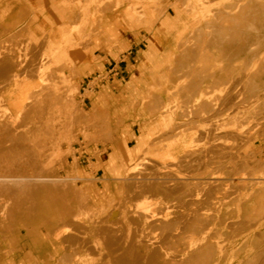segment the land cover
I'll list each match as a JSON object with an SVG mask.
<instances>
[{
  "label": "rangeland",
  "instance_id": "374dc122",
  "mask_svg": "<svg viewBox=\"0 0 264 264\" xmlns=\"http://www.w3.org/2000/svg\"><path fill=\"white\" fill-rule=\"evenodd\" d=\"M214 1L201 17L194 8L196 0L188 1L192 7L182 8L179 0H0V105L8 107L10 115L0 127L10 123L20 133L24 113L27 129L43 125L40 120L51 104L46 94L50 90H45L52 86H48L51 74L56 93L69 105L64 114L70 115L64 121L61 116L62 125L55 121L50 140L57 141L47 135L49 145L42 136L45 127H41L45 141L41 143L32 139L34 127L24 128L23 133L33 136L29 134V142L50 148L40 149L41 157L34 163L29 156L36 153L33 145L23 142L25 148L20 140L17 144L25 151L20 155L23 148L12 147L17 138H11V146L6 141L17 153L0 154V176L4 180L9 176L5 182L0 177V199L8 205L0 214V264H264V0ZM244 2L246 15L252 14L256 3V19L243 15L239 27L234 21L217 19L237 5L241 9ZM215 22L227 27V34H220L223 42L215 39ZM71 23L76 24L71 33L74 51L62 60L45 57L43 65L39 59L47 41L65 44L64 33ZM207 30L213 33L207 35ZM241 45L248 47L240 53ZM20 63L23 67L16 66ZM114 64L118 75L89 90L87 83ZM24 82L29 84L23 92L33 85L32 92L44 93H32L34 99L42 97L32 102L42 108L30 105L39 112L33 113L31 103H26L16 119L19 109L12 107V101ZM2 112L0 119L8 114ZM35 113L43 116L38 119ZM29 115L37 118L36 123ZM10 117L15 118L13 124ZM8 128L0 130L4 133ZM28 133H20V138ZM140 139L142 147L137 150ZM219 141L222 150L213 148ZM168 143L171 149L166 151ZM53 147L56 155L51 154ZM11 156L15 157L10 160ZM135 163L141 165L132 174L129 167ZM17 184L24 186L23 192ZM140 199L148 200L147 209L134 206ZM72 217L75 223L69 222ZM128 241H133L131 247Z\"/></svg>",
  "mask_w": 264,
  "mask_h": 264
},
{
  "label": "bare ground",
  "instance_id": "6f19581e",
  "mask_svg": "<svg viewBox=\"0 0 264 264\" xmlns=\"http://www.w3.org/2000/svg\"><path fill=\"white\" fill-rule=\"evenodd\" d=\"M22 1H23V0H22ZM85 1H86V0H85ZM87 1H88L89 3L92 2V0H87ZM123 1H125V0H123ZM149 1L154 2V0H149ZM188 1H189V0H188ZM188 1H186V0H179V2H178L179 7H178V8H182L184 5H190V4L188 3ZM196 1H197V2H196L197 4H196V3H194V4L198 5V7L196 6V7H194V8H197V9L199 10V13H200V16H201V17H204L205 14H206V12H209V11H210V6L215 2L214 0H196ZM217 1H219V0H217ZM231 1H232V0H231ZM231 1H230V4H231ZM240 1H244V0H238L239 3H240ZM88 2H87V3H88ZM95 2H96V1H95ZM102 2H103V1H102ZM116 2H117V1H116ZM121 2H122V1H121ZM257 2H258V1H257ZM92 3H94V2H92ZM96 3L98 4L99 2H96ZM96 3H95V4H96ZM117 3H118V2H117ZM117 3H116V4H117ZM228 3H229V2H228ZM239 3H238V4H239ZM245 3H246V2L242 3L241 5H239V6L242 7L241 9H240V7H239L240 10L238 9V5H237V4H236L237 7H236V5H234L233 9L236 7V8L238 9V11H237L238 14H236L237 12L235 11V10H236V8H235V10H234L233 12H230V13H229V11H228V12H224V13H228L227 16H226V14H225V15L223 14V16H222L221 11H220V10H216V11H217L222 17H217V15L220 16L217 12H216L217 14H216L215 16L217 17V19L220 18V21H221V19H223V21H224V20H225V21L227 20L228 22H229V21H234V22H236L237 27H239L240 24H241V19L243 20V18H242L243 15H246V14H247V13L245 14V10H244V8L247 7V6L245 5ZM261 3H262V2H261ZM97 4H96V5H97ZM118 4L122 5L121 3H118ZM215 4H217V3H215ZM255 4H256V3H255ZM255 4L253 5V7H251L252 14H250L251 12L249 13L251 16H253V19H256V18L258 17V16L256 15V14L258 13V11L256 10V9H257V8H256L257 6H255ZM263 4H264V3H263ZM263 4H262V5H263ZM120 5H119V6H120ZM227 5H228V4H226V6H227ZM247 5H248V4H247ZM249 5H251V4H249ZM88 6H89V5H88ZM219 6H222V5H219ZM230 6H231V7H230ZM230 6H228V7L230 8V11H231L233 5H230ZM254 6H255V7H254ZM259 6H260V5H259ZM7 7H8V6H7ZM93 7H94V9H95L96 6L93 5ZM184 7H186V6H184ZM190 7H192V4L190 5ZM190 7H188V8H190ZM228 7H227V8H228ZM84 8H86V7H84ZM105 8H106V7H105ZM129 8H131V6H129ZM215 8H216V7H215ZM249 8H250V7H249ZM255 8H256V9H255ZM6 9H7V8H6ZM107 9H109V8L107 7ZM107 9H106V10H107ZM113 9H114V8H113ZM185 9H186V8H184V11H185ZM190 9H192V8H190ZM211 9H212V7H211ZM224 9H225V8H224ZM259 9H260V8H259ZM86 10H87V8L85 9V11H86ZM97 10H99V9H98V6H97ZM103 10L105 11V9H103ZM134 10H135V8H134ZM227 10H228V9H227ZM227 10H223V11H227ZM261 10H263V9H261ZM104 11H103V12H104ZM188 11H189V9H188ZM194 11H195V10H194ZM196 11H197V10H196ZM212 11H213V10H212ZM219 11H220V12H219ZM223 11H222V12H223ZM256 11H257V13H256ZM32 12H33V11H32ZM86 12H87V11H86ZM133 12H134V11H133ZM186 12H187V11H186ZM248 12H249V11H248ZM255 13H256V14H255ZM32 14H33V13H32ZM213 14H214V12H213ZM249 14H248V15H249ZM209 15H210V14H209ZM248 15H246V16L248 17ZM250 15H249V17L251 18ZM211 16H212V19H214V18H213L214 15H211ZM246 16H245L244 18L247 19ZM207 17H208V16H207ZM210 18H211V17H210ZM212 19H211V20H212ZM202 20H203V19H202ZM213 21H214V20H213ZM216 21H217V20H216ZM218 21H219V20H218ZM220 21H219V22H220ZM243 21H244V20H243ZM246 21H247V20H246ZM82 22H83V21H82ZM197 22H198V21H197ZM204 22H205V21H204ZM221 22H222V21H221ZM221 22L219 23V25L221 24ZM123 23H124V22H123ZM198 23H199V22H198ZM206 23H208V22L206 21ZM215 23H216V22H215ZM242 23H245V22H242ZM213 24H214V23H213ZM217 24H218V22H217L216 24H214V25H216V26H214L215 29L212 27L211 24H210V25H211V27L213 28V31L215 32V36L217 37V38H215V39L218 40V39H220V36H221L220 34H221V32L224 31V29H225V31H226V30H227V27H225V26H223V27H225V28H222V27H220V26L217 27ZM205 25H206V24H205ZM83 26H84V25H83ZM227 26H228V25H227ZM245 26H246V25H245ZM199 27H200V26H199ZM205 27H206V26H205ZM211 27H210V28H211ZM242 27H244V26H242ZM246 27H247V26H246ZM69 28H70L69 31L64 33V38H65V39H64V43H65V44H61V46H60V44H58V43H56V42H53V41H47V45H46V47L44 48V51L41 52V54H43V57H41V59H39V60H41V61L43 62V60L45 59V57H46V60H47V61H49V59H50V58H48V57H52L53 60H54V59H55V60H56V59L58 60V59H60V58L69 57V51L74 49V43H71V40H73V37L71 36V33L74 32V29H76V24H74V23L72 24V23H71L70 26H69ZM200 28H201V27H200ZM206 28H207V27H206ZM218 28H220V29H218ZM221 28H222V29H221ZM198 29H199V28H198ZM208 29H209V27H208ZM216 29H218V32H220V33L216 32V31H217ZM244 29H245V28H244ZM248 29H249V28H248ZM200 30H201V29H200ZM209 30H210V29H209ZM220 30H221V31H220ZM242 30H243V29H242ZM75 31H76V30H75ZM197 31H199V30H197ZM207 31H208V30H207ZM225 31L222 32V33L225 34V33H226ZM210 32H211V31H210ZM210 32L208 31L206 34H207V35H210L211 33H213V32H211V33H210ZM231 32H232V31H231ZM235 32H236V31H235ZM235 32H234V33H235ZM237 32H238V33H235V36L239 38V36H240L239 30H238ZM199 33H201V32H199ZM208 33H210V34H208ZM245 33H246V32H245ZM226 34H227V33H226ZM242 34H243V33H242ZM67 35H68V36H67ZM196 35H197V34H196ZM201 35H202V34H201ZM229 35H231V34H229ZM229 35H228V36H229ZM203 36H204V35H203ZM198 37H200V36H198ZM247 37H248V36H247ZM203 38H204V37H203ZM223 38H224V37H223ZM252 38H253V37H252ZM255 38H256V37H255ZM229 39H230V37H229ZM231 39H233V38L231 37ZM245 39H246V38H245ZM250 39H251V38H250ZM260 39H262V38L260 37ZM74 40H75V39H74ZM207 40H208V39H207ZM217 40H216V42H218ZM225 40H226V38H225ZM234 40L237 42V43H235V44L240 45V44H238V43L240 42L238 39L236 40V39L234 38ZM243 40H244V35H243ZM247 40H248V39H247ZM258 40H259V39H258ZM262 40H263V39H262ZM262 40H261V41H262ZM220 41H222V39H220ZM220 41H219V45H221V44H220ZM226 41H227V40H226ZM230 41H231V40H230ZM235 41H234V42H235ZM222 42H223V41H222ZM228 42H229V41H227V43H228ZM246 42H247V41H246ZM242 43H244V42H241V44H242ZM72 44H73V45H72ZM248 44H249V43H248ZM70 45H71V47H70ZM250 45H251V44H250ZM230 46H231V45H230ZM246 46H247V45H245V46H243V45L238 46V51H237V52H240V53H241L242 50L247 49L248 46H247V47H246ZM252 47H253V46H252ZM230 49H231V48H230ZM248 49H249V48H248ZM73 51H74V50H73ZM248 51H249V50H248ZM256 51H257V50H256ZM257 52H258V51H257ZM41 54H40V55H41ZM245 56H246V55H245ZM251 56L253 57V53H252ZM25 57H26V59H27V56H26V55H25ZM258 57H259V56H258ZM23 58H24V57H23ZM233 58H234V57H233ZM254 58H255V57H254ZM228 59H229V58H228ZM19 60H20V61L22 60V63H23V62L25 63V61H26V60L23 61V59H19ZM60 60H62V59H60ZM66 60H67V59H66ZM249 60H250V59H249ZM258 60H259V59H258ZM20 61H18V64H19ZM47 61H46V62H47ZM239 61H240V60H239ZM252 61H254V60H252ZM46 62H43V65H44V63H46ZM262 62H263V61H262ZM262 62H261V63H262ZM11 63H12V62H11ZM13 63H14V62H13ZM13 63H12V64H13ZM16 63H17V62H16ZM22 63H20L21 65H16V66H18V67H19V66L23 67V66H22ZM39 63H40V62H39ZM235 63H236V62H235ZM4 64H5V63H4ZM41 64H42V63H41ZM41 64H40V65H41ZM240 64H241V63H240ZM254 64H255V63H254ZM258 64H259V63H258ZM13 65L15 66V64H13ZM13 65H12V66H13ZM23 65H25V64H23ZM242 65H243V64H242ZM5 66H6V65H5ZM5 66H4V68H5ZM9 66H10V65H9ZM10 67H11V66H10ZM21 67H20V68H21ZM33 67H34V65H33ZM37 67H38V66L36 65L35 68H37ZM39 67H41V66H39ZM240 67H241V66H240ZM246 67H248V66H246ZM254 67H255V66H254ZM35 68H34V70H35ZM10 69H11V68H10ZM233 69H234V67H233ZM247 69H248V68H247ZM256 69H257V68H256ZM256 69H255V70H256ZM237 70H238V69H237ZM244 70H245V68H244ZM250 70H251V69H250ZM259 70L261 71L260 68H259ZM31 71H33V70H31ZM31 71H30V72H31ZM233 71H234V70H233ZM263 71H264V70H263ZM39 72H40V71H39ZM227 72H228V71H227ZM244 72L246 73V70H245ZM257 72H258V71H257ZM43 73H44V72H43ZM240 73H242V72H240ZM251 73H253V72H251ZM255 73H256V72H255ZM260 73H261V72H260ZM261 74H262V73H261ZM49 75H50V74H49ZM49 75H48V78L51 76V77H50L51 79H49V80H50V82H49L50 84H49V85L46 84V80H44V82H45V84L48 85V86H51V83H52V86H51L52 89H51V87H50V88H45V90H46V89H47V90H48V89L50 90V91L46 92V94H48V99H49V101H50L51 104L47 107V108H48V111L45 110L46 114L44 113V110H43V113L41 112V114H45L43 118H46V119H44V121H42L43 118H41V116H43V115L36 114V113L38 112V110H37L36 107H38V108H42V107H41L40 105H37V106L34 105L35 103H37V102H39L40 100H42V99H41L42 97L40 98V96L43 95L44 93H43V94H42V93L40 94V92H39V93H38V92H37V93H34L35 91L32 92L31 90H32V88H33V85H32V88H30V90L23 92L24 87H26L27 84H29L28 82H24V83L22 84V86H20V87L18 88L17 95H16V97L14 98V100L12 101V107H15V108H18V109H19V110L15 113L14 117H15V118L18 117V116L20 117V115L22 114V113H21V112H22V109H23L22 107H23V106H26L28 103H31V104H29V109H30V107H31L30 105L36 106V107H35V108H36L35 110L33 109V108H34L33 106H32L33 108L31 107V109L34 110V111L32 110L33 113L37 111V112H36L35 114H33V115H34V116L37 115L36 117H37L38 119L41 118V120H40V121H41V125H42V124H43V125H42V126H39L40 124H39V122H37V123H38V126H39V127H37L38 129L35 128L37 125H36L35 127L33 126L34 129L36 130V131H35V130H31L32 132H30V133L32 134L33 131H34V133L32 134V135L34 136V137H33L30 133H28V131H30L29 127H31V126L33 125L32 123H36V121H35V118H36V117H35V118L33 117L34 119H32V116H30L32 113H30L29 118H30V117H31V118H30L29 120H30V122H31V119H32V123H31L32 125L28 127V129H29V130H28V129L26 128V126H28V124H27L28 121H27V123H26V120H25V119H28V117H26V114L24 113V114H23L24 117H21V119L24 118V120L22 119V120H21V123H20V125H21V124L23 123V121H24L25 124H22V125H24L22 128H23V130H25V129L28 130V131H27L28 136L26 135V137H28V138H26V137L24 136V137L26 138V140H24V139H23L24 137L20 138V133H22V134H27V133H23V132H26V131H23V130H22V131H23V132H22L21 130H19V131H21V132L19 133L18 130H16V129H11V128H10L11 125H9L10 123H8L9 120H8V122L6 121V123H8V124L4 123V125L6 124V125H5L6 128L9 127L10 130L5 131V132H8V133H9V131L12 130L9 134H7V137L10 136V134H12V135L10 136V138H9V137L7 138V137H5V135H6L5 132H4V133L2 132L4 129H1L2 131L0 130L1 133H3V134H4V137H5L4 140H2V139L0 138V139H1L0 141H1V142H2V141H5V142H4V143H5L4 145H2V144L0 143V145H2V146L0 147V154H1V152H2V154H1L2 157H3V154H4V156H5V155L7 156V153H8V156H9V154H11L10 151H12V153L15 152L14 154H16L17 152H16L15 150L17 149V147H16V149H15V146H16V145L19 146V145L21 144V141H22V140H23V141H22V144H23L22 146H25V148H27L28 145H27V146L24 145L23 142H25L26 144L29 143V145L31 144L30 146H28V147H31V146L33 145L31 142H34V141H32V139L36 140L35 142H40V143L43 142L44 139H45V141H46V139H47L46 142L48 143V137H49V140H50V135L53 134L54 126L56 125V124H55V121L58 120V123H59L61 116H62V118L65 116V118H63V121H64V119L70 117L69 114H64V113H67V111L69 110V108H68L69 105L65 103V100H66V99H64L62 96H60L59 94L56 93V92H57V87H54V86H56V85H54L56 80H54L55 78H53L54 81L51 82V81H52V77H53V75H52V74H51L50 76H49ZM257 75H258V74H257ZM33 76H34V75H33ZM33 76H32V77H33ZM253 76H254V75H253ZM28 77H29V76H28ZM28 77H27V78H28ZM34 77H36V73H35V76H34ZM243 77H244V76H243ZM249 77H250V76H249ZM251 77H252V76H251ZM27 78H26V79H27ZM244 78H246V77H244ZM242 79H243V78H242ZM61 82H64V81L61 80ZM53 83H54V84H53ZM45 84H44V85H45ZM53 85H54V86H53ZM226 85H227V84H226ZM40 86H43V85H40ZM44 87H45V86H44ZM44 87H42L43 90H44ZM253 87H254V86H253ZM224 89H225V88H224ZM41 90H42V89H41ZM43 90H42V91H43ZM45 90H44V92H45ZM47 90H46V91H47ZM252 90H253V89H252ZM37 91H38V90H37ZM229 91H230V90H229ZM32 93H33V95H35V96H36V94H37V96H38V94H39V95H40L39 98H36V97L34 96V97H35V99H34ZM227 93H228V92H226V94H227ZM258 96H259V95H258ZM199 98H200V97H199ZM256 98H257V97H256ZM0 99H1V97H0ZM257 99H258V98H257ZM233 100H234V99H233ZM0 101H1V100H0ZM33 101H34L35 103H32ZM26 103H27V104H26ZM52 103H53V104H52ZM54 103H55V104H54ZM24 104H25V105H24ZM0 107H2V108H0V111H1V112L3 111L2 113H4V112H5V113H8L7 116H2V115H1V116H2V119H0V120H2V121L0 122V125H1V123L5 122V121H3V119H4V120L7 119L8 116H10V115H9V108H8V107H6L5 105H4V106L0 105ZM67 108H68V109H67ZM27 109H28V107H27ZM44 109H45V108H44ZM66 109H67V111H66ZM40 111H42V110H40ZM65 111H66V112H65ZM1 112H0V113H1ZM27 113H28V112H27ZM38 113H39V112H38ZM69 113H70V112H69ZM10 114H11V113H10ZM5 115H6V114H5ZM23 115H22V116H23ZM38 115H40V117H38ZM45 116H46V117H45ZM66 116H69V117H66ZM6 117H7V118H6ZM10 118H11V117H10ZM10 118H9V119H10ZM15 118H11V120H10V121H12L11 124H13V123L15 122V121H13ZM37 118H36V119H37ZM16 119H17V118H16ZM19 120H20V118H19ZM19 120H18V121H19ZM61 120H62V119H61ZM18 121H17V122H18ZM33 121H35V122H33ZM17 122H16V123H17ZM30 122H29V123H30ZM42 122H43V123H42ZM60 122H61L60 125H62V121H60ZM163 122H164V120H163ZM165 122H166V123H165ZM165 122H164V124H165V126L167 127V126H168L167 121H165ZM235 122H236V121H235ZM238 122H239V121H238ZM240 122H241V121H240ZM56 123H57V121H56ZM18 124H19V123H17V125H18ZM26 124H27V125H26ZM235 124H236V123H235ZM20 125H18V128H20V127H19ZM29 125H30V124H29ZM242 125H243V124H242ZM5 126L2 125L0 128H2V127L4 128ZM231 126L234 127V126H236V125H234V126L231 125ZM33 127H31V129H33ZM41 127H45V130L43 131V130H42L43 128L41 129ZM237 127H238V126H237ZM239 127H240V126H239ZM239 127H238V128H239ZM9 128H8V129H9ZM12 128H13V127H12ZM16 128H17V127H16ZM22 128H21V129H22ZM24 128H25V129H24ZM226 128H227V127H226ZM235 128H236V127H235ZM40 129H41V130H40ZM13 130H14L15 133L13 132ZM15 130H16L18 133H16ZM237 130H238V129H237ZM42 131H43V132H42ZM235 131H236V130H235ZM41 132H42V134H44V133L46 134V135H45V134L42 135V136L44 137V139L40 136ZM13 133H14L15 135H14ZM226 133H227V132H226ZM229 133H230V132H229ZM229 133H227V134H229ZM3 134H1L0 136L2 137ZM16 134H17V136H16ZM29 134H30V136L33 137L32 139H30L31 142L28 141V140H29ZM233 134H234V133H233ZM233 134H232V135H233ZM47 135H48V137H47ZM38 136H40L41 138L38 137ZM52 136H53V135H52ZM234 136H238V135L235 134ZM4 137H2V138H4ZM14 137L17 138L16 140H17L18 142H16V141H12V139L15 140ZM18 137L20 138L19 140H18ZM46 137H47V138H46ZM62 137H64V134L62 135ZM11 138H12V139H11ZM37 138H40V139H39L40 141H37ZM53 138H54V137H53ZM53 138H52V139H53ZM6 139H7V140H6ZM52 139H51V140H52ZM54 139H55V138H54ZM54 139H53L52 142L55 143L57 140L55 141ZM8 140H9V141H8ZM20 140H21V141H20ZM41 140H43V141H41ZM51 140H50V141H51ZM6 141H8V142H7L8 144H10L11 141H12V142H15L16 144H15V143H12V145H14V146H12V147H13L15 150H12V147H9V146H11V144L8 146V144L6 143ZM45 141H44V142H45ZM217 141H218V140H217ZM221 141H222V140H221ZM19 142H20V144H17V143H19ZM142 142H143L142 139L137 140V145H136V149H137V150H140V149H141V147H142ZM214 142H215V141H214ZM47 143H46V145H47ZM50 143H51V142H50ZM50 143H48V145H49ZM35 144H36V143H35ZM37 144H38V143H37ZM44 144H45V143H44ZM51 144H52V143H51ZM221 144H222V143H221ZM6 145H7V146H6ZM212 145H213V144H212ZM222 145L225 146L224 142H223ZM226 145H227V144H226ZM3 146H4V147H3ZM22 146L20 145L19 148L21 149ZM44 146H45V145H41V144L39 145V144H38V145H33V146L31 147L32 150H33V152H34V151L36 152L35 154H32V155H31V154H30V155L28 154L29 156H33V157L36 156L35 158L32 157V162H33V163L36 162L35 159L39 158V156H40V151H41L40 149H42V148H43V149H47V150H45V151H48V149H50V148H48V147L46 148V146H45V148H44ZM52 146H53V145H52ZM52 146H50V147H52ZM54 146H56V145H54ZM213 146H214V147H213L214 149H217V148H219V150H222V149H223V148L220 149V148H221L220 141H219L218 145H213ZM224 146H222V147H224ZM164 147L166 148V151H167V150H170V149H171V144L168 143V144H166V146L164 145ZM164 147H163V150H164ZM19 148H18V149H19ZM22 148H23V147H22ZM51 149H52L53 151L51 152V151L49 150V153L51 152V154L56 155V153L58 152L57 149H56L55 147H53V148H51ZM142 149H143V148H142ZM205 149H206V148H205ZM205 149H203V150H205ZM227 150H228V149H227ZM4 151H5V152H4ZM13 151H14V152H13ZM21 151H22V150H20V153L18 152L20 155H22V154L25 152V151H24V148H23V152H21ZM42 151H43V150H42ZM206 151H207V150H206ZM223 151H224V150H223ZM3 152H4V153H3ZM6 152H7V153H6ZM213 152H214V151H213ZM216 152H217V151H216ZM216 152H215V153H216ZM5 153H6V154H5ZM21 153H22V154H21ZM27 153H30V152H27ZM220 153H221V151H220ZM228 153H229V152H228ZM51 154H49V155L51 156ZM216 154H217V153H216ZM230 154H232V153H230ZM42 155H43V154H42ZM47 155H48V154H47ZM214 155H215V154H214ZM221 155H222V154H221ZM16 156H17L18 160H19V158H21V156H20V157H19L18 155H16ZM166 156L168 157L167 159H170V158H171L170 152L166 153ZM209 156H210V155H209ZM226 156H227V155H226ZM12 157H15V156H11V157H10V160L12 159ZM24 157H26V156L24 155ZM27 157H28V156H27ZM40 157H41V156H40ZM52 157H53V156H51V158H52ZM212 157H213V156H212ZM5 158L7 159L8 157H5ZM5 158H4V159H5ZM45 158H46V157H45ZM208 158H209V157H208ZM215 158H216V157H215ZM215 158H214V159H215ZM14 159H15V158H14ZM29 159H30V158H29ZM236 159H237V158H236ZM0 160H1V158H0ZM23 160H25V159H23ZM26 160H27V159H26ZM33 160H35V161H33ZM41 160H42V159H41ZM46 160H47V158H46ZM207 160H208V159H207ZM2 161H3V160H2ZM2 161H1V162H2ZM13 161H14V160H13ZM15 161H16V160H15ZM19 161H21V160H19ZM48 161H49V159H48ZM142 161H144V160H142ZM239 161H240V160H239ZM239 161H238V162H239ZM242 161H243V160H242ZM28 162H29V161H28ZM40 162L42 163V161H40V159H39V163H40ZM140 162H141V161H140ZM209 162H210V161H209ZM209 162H208V163H209ZM215 162H216V161H215ZM238 162H237V163H238ZM3 163H4V162H3ZM10 163H12V161H11ZM10 163H9V165H10ZM17 163H18V161H17ZM20 163H21V162H20ZM20 163H18V164H19V165H22V164H23V163H22V164H20ZM29 163H30V162H29ZM29 163H28V164H29ZM43 163L45 164L46 161H44ZM49 163H50V162H49ZM49 163H47V164H49ZM144 163H145V162H144ZM144 163H143V164H144ZM229 163H230V162H229ZM242 163H244V162H242ZM242 163H241V165H240L239 163H238V164H239L240 166H242ZM14 164H16V163L13 162V165H14ZM44 164H41V165H44ZM138 164H140V163H135V164H133V165H131V166L129 167V171H130V173L133 174L134 172L138 171V170H137V169L139 168V167L137 166ZM143 164H142V165H143ZM157 164H158V162H157ZM169 164H170V163H169ZM199 164H200V163H199ZM199 164H198V165H199ZM206 164H207V163H206ZM215 164H216V163H215ZM235 164H236V163H235V161H234V167H235ZM6 165H7V164H6ZM6 165H5V167H6ZM23 165H24V164H23ZM35 165H36V164H35ZM140 165H141V164H140ZM161 165H162V164H161ZM3 166H4V165H3ZM10 166L12 167V165H10ZM28 166H29V165H28ZM39 166H40V165H39ZM190 166H191V165H190ZM217 166H218V164H217ZM230 166H232V165H230ZM0 167H1V163H0ZM11 167H10V169H11ZM44 167H45V166H44ZM44 167H43V168H44ZM46 167H47V165H46ZM1 168H2V167H1ZM6 168H8V167H6ZM25 168H26V167H25ZM28 168H29V167H28ZM32 168H33V167H32ZM35 168H36V167H35ZM40 168H41V167H40ZM43 168H42V169H43ZM198 168H199V167H198ZM212 168H213V167H212ZM225 168H226V167H225ZM232 168H233V166H232ZM239 168H240V167H239ZM243 168H244V167H242V169H243ZM12 169H13V168H12ZM208 169H209V168H208ZM213 169H214V168H213ZM221 169H222V168H221ZM221 169H220V170H221ZM4 170H5V169H4ZM38 170H39V169H37V171H38ZM44 170H45V168H44ZM44 170H43V171H44ZM204 170H205V169H204ZM243 170H244V169H243ZM16 171H17V170H16ZM22 171H23V169H22ZM31 171H32V170H31ZM31 171H30V172H31ZM46 171H47V170H46ZM207 171H208V170H207ZM210 171H211V170H210ZM238 171H239V169H238ZM8 172H9V171H8ZM38 172H40V170H39ZM38 172H37V173H38ZM139 172H140V171H139ZM148 172H149V171H148ZM202 172H203V171H202ZM232 172H233V170H232ZM234 172H235V171H234ZM234 172H233V173H234ZM242 172H243V171H242ZM6 173H7V172H6ZM140 173H141V172H140ZM145 173H146V172H145ZM153 173H154V172H153ZM155 173H156V172H155ZM155 173H154V174H155ZM159 173H160V172H159ZM197 173H198V172H197ZM204 173H205V172H204ZM237 173H239V172H236V174H237ZM1 174L3 175V172H2ZM1 174H0V175H1ZM7 174H8V173H7ZM9 174H10V173H9ZM213 174H215V173H213ZM4 175H5L4 178H5V177L7 178L6 174H4ZM10 175H11V174H10ZM16 175H17V174H16ZM20 175H21V174H20ZM27 175H29V174H27ZM35 175H36V174H35ZM38 175H39V174H38ZM40 175H41V174H40ZM150 175H151V174H150ZM156 175H157V174H156ZM167 175H168V174H167ZM169 175H171V174H169ZM169 175H168V178H169ZM25 176H26V175L24 174L23 177H25ZM30 176H31V175H30ZM136 176H137V173H136L135 176H132V177H136ZM141 176H142V175H141ZM141 176H140V177H141ZM0 177H1V176H0ZM10 177H11V176H10ZM12 177H13V176H12ZM12 177H11V178H12ZM36 177H37V176H36ZM41 177H42V176H41ZM129 177H130V176H129ZM144 177H145V175H144ZM144 177H143V178H144ZM150 177H151V176H150ZM173 177H174V176H173ZM212 177H213V176H212ZM1 178L3 179V177H1ZM8 178H9V176H8ZM8 178H7V180H8ZM15 178H18V176L14 177V179H15ZM26 178H29V177H26ZM26 178H25V179H26ZM31 178H32V177H31ZM34 178H35V176H34ZM47 178H48V177H47ZM36 179H37V178H36ZM40 179H42V178H40ZM43 179H44V177H43ZM45 179H46V178H45ZM48 179H49V178H48ZM55 179H56V178H55ZM163 179H164V178H163ZM240 179H241V178H240ZM7 180H4V179H3L2 181L5 182V181H7ZM10 180H11V179H10ZM22 180H23V179H22ZM26 180H27V179H26ZM26 180H25V181H26ZM31 180H32V179H31ZM49 180H50V179H49ZM123 180H124V179H123ZM169 180H170V179H169ZM173 180H174V179H173ZM8 181H9V180H8ZM12 181H14V180H11V182H12ZM18 181H19V180H18ZM28 181H30V180H28ZM134 181H135V180H134ZM141 181H142V180H141ZM143 181H144V180H143ZM146 181H147V180H146ZM170 181H171V180H170ZM213 181H214V180H213ZM14 182H16V181H14ZM23 182H24V180H23ZM31 182H33V181H31ZM52 182H53V181H52ZM55 182H56V181H55ZM124 182H125V181H124ZM128 182H129V181H128ZM159 182H160V181H159ZM0 183H1V182H0ZM9 183H10V182H9ZM17 183L20 184V182H17ZM135 183H136V182H135ZM205 183H206V182H205ZM207 183H208V182H207ZM207 183H206V184H207ZM261 183H262V182H261ZM2 184H3V183H1V185H2ZM4 184H5V183H4ZM13 184H14V183H13ZM18 184H17V185H18ZM22 184L24 185V183H22ZM137 184H138V183H137ZM11 185H12V184H11ZM23 185H22V186H21V185H18V186H20L19 189H21V187L24 188V186H26V183H25L24 186H23ZM129 185H130V184H129ZM129 185H128V186H129ZM141 185H142V184H141ZM174 185H175V184H174ZM14 186H15V184H14ZM14 186H13V188H14ZM18 186H17V187H18ZM124 186H125V185H124ZM135 186H136V185H135ZM2 187H3V186H2ZM7 187H8V186H7ZM146 187H148V185H147ZM0 188H1V187H0ZM8 188H9V187H8ZM8 188H7V189H8ZM23 188H22V189H23ZM130 188H131V187H130ZM7 189H6V190H7ZM10 189H12V188H10ZM22 189H21V192H23ZM27 189H28V188H27ZM131 189H132V188H131ZM139 189H140V188H139ZM149 189H150V188H149ZM2 190H3V189H2ZM6 190L4 189V191H6ZM13 190H14V189H13ZM24 190H25V189H24ZM126 190H128V189H126ZM142 190H143V189H142ZM147 190H148V189H147ZM147 190H146V191H147ZM128 191H129V190H128ZM15 192H16V189H15ZM18 192L20 193V191H18ZM129 192H131V191H129ZM263 192H264V191H263ZM0 193H1V192H0ZM19 193H18V194H19ZM143 193H144V192H143ZM12 194H13V193H12ZM16 194H17V193H16ZM22 194H23V193H22ZM146 194H147V193H146ZM26 195H27V194H26ZM149 195H150V193H149ZM18 196H19V195H18ZM18 196H13V197H18ZM142 196H143V195H142ZM151 196H152V194H151ZM20 197H21V196H20ZM25 197H26V196H25ZM153 197H154V196H153ZM10 198H11V197H10ZM139 198H140V197H139ZM141 198H142V197H141ZM145 198H146V197H145ZM149 198H150V197H149ZM149 198H148V199H149ZM151 198H152V197H151ZM8 199H9V198H8ZM12 199H13V198H11L10 201H12ZM1 200H2V199H0V202H1V203H0V214L6 212V211H5V208H6V205H7V203H6L4 200H2V201H1ZM146 200H147V199H145V201L140 199V201L138 200V201H139L138 203L134 204V206L137 208V210H138V209H145V208H146V206L148 205V204L145 203ZM7 201H8V200H7ZM147 201H148V200H147ZM129 205H130V204H129ZM149 205H150V204H149ZM7 207H8V205H7ZM130 207H131V206H130ZM149 207H150V206H149ZM147 208H148V207H147ZM147 208H146V209H147ZM6 210H8V209H6ZM123 210H124V209H123ZM123 210H122V211H123ZM9 211H10V210H9ZM131 211H132V210H131ZM7 212H8V211H7ZM78 212H79V211H78ZM123 212H124V211H123ZM133 212H134V211H133ZM140 212L142 213L141 210H140ZM124 213H125V212H124ZM137 213H138V212H137ZM137 213H136V214H137ZM148 213H149V212H148ZM5 214H6V213H5ZM5 214H4V215H5ZM82 214H83V213H82ZM138 214L140 215V213H138ZM144 214H145V213H144ZM188 214H189V213H188ZM77 215H78V214H77ZM122 215H123V214H122ZM134 215H135V214H134ZM189 215H190V214H189ZM195 215H196V214H195ZM0 216H1V215H0ZM71 216H72V215H71ZM71 216H69V217H71ZM128 216H130V215H128ZM128 216H127V217H128ZM146 216H147V215H146ZM74 217H75V216H74ZM124 217H125V216H124ZM134 217H135V216H134ZM137 217H138V216H137ZM142 217H143V216H142ZM193 217H194V215H193ZM197 218H198V217H197ZM75 219H76V218H75ZM132 219H133V217H132ZM145 219H146V218H145ZM148 219H149V218H148ZM164 219H165V218H164ZM191 219H192V218H191ZM195 219H196V218H195ZM72 220H73V217H72ZM156 220H158V219H156ZM156 220H155V221H156ZM162 220H163V218H162ZM67 221H68V220H67ZM122 221H123V220H122ZM143 221H144V220H143ZM69 222H71V223L74 222V223H75L74 220H73V221H69ZM129 222H131V221H129ZM134 222H135V221H134ZM146 222H147V221H146ZM160 222H161V221H160ZM196 222H197V221H196ZM71 223H69V226H70ZM108 223H109V222H108ZM111 223H114V222H111ZM122 223H123V222H122ZM122 223H121V224H122ZM131 223H132V222H131ZM131 223H130V224H131ZM150 223H151V222H150ZM161 223H162V222H161ZM163 223H164V222H163ZM165 223H166V222H165ZM198 223H199V222H198ZM65 224L68 225V223H65ZM114 224H115V223H114ZM136 224H137V223H136ZM142 224H143V223H142ZM166 224H167V223H166ZM60 225H61V224H60ZM150 225H151V224H150ZM160 225H161V224H160ZM63 226H65V225H62V228H63ZM103 226H104V223H103L102 226H100V228H102ZM106 226H109V225L107 224ZM147 226H148V225H147ZM162 226H163V225H162ZM66 227H67V226H66ZM66 227H65V228H66ZM72 227H73V226H72ZM110 227H111V226H110ZM113 227H114V226H113ZM118 227H119V226L117 225V231H118ZM122 227H124V225H122ZM137 227H138V226H137ZM68 228H70V227H68ZM73 228H74V227H73ZM96 228H99L98 225H97ZM104 228H105V227H104ZM119 228H120V227H119ZM129 228H130V227H129ZM129 228H127V229L129 230ZM59 229H60V228H59ZM124 229H125V228H124ZM57 230H58V228H57ZM63 230H64V229H63ZM74 230H75V229H74ZM101 230H102V229H101ZM105 230H106V228L104 229V231H105ZM64 231H66V230H64ZM120 231H121V230H120ZM120 231H118V232H120ZM138 231H139V230H137V232H138ZM60 232H61V230H60ZM105 232H106V231H105ZM131 232H132V231H131ZM139 232H140V231H139ZM141 232H142V231H141ZM102 233H103V232H102ZM109 233H110V232H109ZM109 233H108V234H109ZM129 233H130V231H129ZM132 233L138 235V233H135V232H132ZM69 234H70V233H69ZM69 234H68V236H69ZM98 234H99V233H98ZM100 234H101V233H100ZM126 234H127V233H126ZM134 234H133V235H134ZM139 234H140V233H139ZM59 235H60V234H59ZM74 235L76 236V234H74ZM105 235H106V234H105ZM113 235H115V234H113ZM116 235H117V234H116ZM120 235H121V234H120ZM140 235H141V234H140ZM140 235H139V236H140ZM54 236H55V234H54ZM56 236H57V235H56ZM65 236H67V235H65ZM70 236H71V234H70ZM125 236H126V235H125ZM130 236H131V235H130ZM166 236H167V235H166ZM175 236H176V235H175ZM101 237H102V236H101ZM105 237H106V236H105ZM114 237H115V236H114ZM126 237H128V236H126ZM167 237H168V236H167ZM167 237H164V238H167ZM71 238H72V237H71ZM73 238H74V236H73ZM117 238H119V236H117ZM121 238H122V237H121ZM121 238H120V239H121ZM123 238H124V237H123ZM123 238H122V239H123ZM139 238H140V237H139ZM67 239H68V238H67ZM107 239H108V238H107ZM122 239H121V240H122ZM124 239L126 240V238H124ZM129 239H130V238H129ZM132 239L135 240V237L133 238V236H132ZM140 239H141V238H140ZM168 239H169V238H168ZM173 239H174V238H173ZM183 239H184V238H182V240H183ZM99 240L102 241L100 238H99ZM117 240H118V239H116V241H117ZM170 240H171V239H170ZM175 240H176V239H175ZM68 241H70V239H69ZM103 241H104V240H103ZM138 241H139V240H138ZM141 241H142V240H141ZM167 241H168V240H167ZM178 241H179V240H178ZM72 242H73V241H72ZM72 242H70V243H72ZM113 242H114V241H113ZM128 242H130V241H128ZM131 242H133V241H131ZM131 242H130V244H131ZM160 242H161V241H160ZM165 242H166V241H165ZM169 242H170V241H169ZM173 242H174V241H173ZM66 243H67V241H66ZM70 243H69V244H70ZM105 243H106V242H105ZM149 243H152V242H149ZM176 243H177V242H176ZM69 244H68V246H69ZM89 244H90V243H89ZM102 244H103V243H102ZM134 244H135V243H134ZM136 244H137V243H136ZM163 244L165 245V243H163ZM167 244H168V243H167ZM172 244H174V243H172ZM120 245H121V244H120ZM155 245H157V244H155ZM131 246H132V244L130 245V247H131ZM144 246H145V245H144ZM153 246H154V245H153ZM165 246H166V245H165ZM191 246H192V244H191ZM115 247H116V246H115ZM119 247H120V246H119ZM130 247H129V248H130ZM133 247H134V246H133ZM157 247H158V245H157ZM162 247H163V246H162ZM167 247H168V245H167ZM68 248H69V247H68ZM120 248H121V247H120ZM131 249H132V248H131ZM138 249H139V248H138ZM111 250H112V249H111ZM133 250H134V249H133ZM156 250H157V249H156ZM156 250H155V251H156ZM159 250H160V248H159ZM94 251H95V250H94ZM106 251H107V250H106ZM112 251H113V250H112ZM112 251H111V252H112ZM136 251H137V250H136ZM143 251H144V250H143ZM156 252H157V251H156ZM163 252H164V251H163ZM113 253H114V252H113ZM121 254H122V253H121ZM152 254H153V253H152ZM152 254H151V255H152ZM156 254H157V253H156ZM116 256H117V255H116ZM149 256H150V255H149ZM157 256H158V255H157ZM114 257H115V255H114ZM117 257H119V256H117ZM146 257H147V256H146ZM138 258H139V257H138ZM179 258H180V257H179ZM180 259H181V258H180ZM189 259H190V258H189ZM197 259H198V258H197ZM115 260H116V259H115ZM120 260H121V259H120ZM137 260H138V259H137ZM150 260H151V259H150ZM153 260H154V259H153ZM166 261H167V260H166ZM172 261H173V260H172ZM175 261H176V260H175ZM121 262H122V261H121ZM126 262H127V261H126ZM126 262H123V263H126ZM144 262H145V261H144ZM150 262H151V261H150ZM159 262H161V261H159ZM180 262H181V260H180ZM113 263H114V262H113ZM147 263H148V262H147ZM166 263H167V262H166ZM174 263H175V262H174ZM174 263H171V264H174ZM120 264H121V263H120ZM127 264H128V263H127ZM175 264H176V263H175ZM179 264H180V263H179ZM182 264H183V263H182Z\"/></svg>",
  "mask_w": 264,
  "mask_h": 264
},
{
  "label": "built area",
  "instance_id": "2783aa9c",
  "mask_svg": "<svg viewBox=\"0 0 264 264\" xmlns=\"http://www.w3.org/2000/svg\"><path fill=\"white\" fill-rule=\"evenodd\" d=\"M117 75H118V72H117L116 64H114L105 73H97L92 78V80L89 83H87V87L89 90L90 89L92 90L95 88L96 83H101L105 80L114 79Z\"/></svg>",
  "mask_w": 264,
  "mask_h": 264
}]
</instances>
